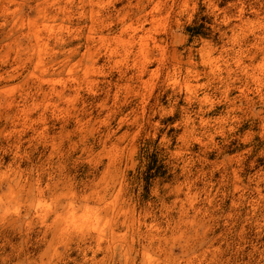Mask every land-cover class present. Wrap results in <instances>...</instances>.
<instances>
[{"label": "rangeland", "instance_id": "rangeland-1", "mask_svg": "<svg viewBox=\"0 0 264 264\" xmlns=\"http://www.w3.org/2000/svg\"><path fill=\"white\" fill-rule=\"evenodd\" d=\"M0 264H264V0H0Z\"/></svg>", "mask_w": 264, "mask_h": 264}]
</instances>
